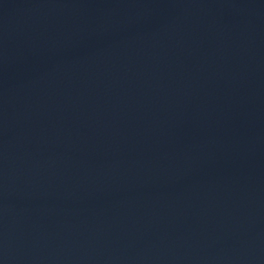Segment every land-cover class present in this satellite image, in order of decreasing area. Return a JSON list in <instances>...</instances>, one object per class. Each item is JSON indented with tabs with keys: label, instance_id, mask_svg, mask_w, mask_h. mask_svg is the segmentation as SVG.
<instances>
[{
	"label": "water",
	"instance_id": "water-1",
	"mask_svg": "<svg viewBox=\"0 0 264 264\" xmlns=\"http://www.w3.org/2000/svg\"><path fill=\"white\" fill-rule=\"evenodd\" d=\"M0 264H264V0H0Z\"/></svg>",
	"mask_w": 264,
	"mask_h": 264
}]
</instances>
